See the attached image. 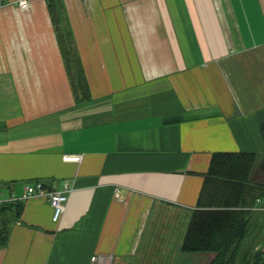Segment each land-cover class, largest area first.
<instances>
[{"label":"crops","instance_id":"crops-1","mask_svg":"<svg viewBox=\"0 0 264 264\" xmlns=\"http://www.w3.org/2000/svg\"><path fill=\"white\" fill-rule=\"evenodd\" d=\"M46 6L0 9V199L22 203L0 264H207L180 248L212 153H256L264 184V0H60L78 101ZM38 180L67 196L55 220L23 198Z\"/></svg>","mask_w":264,"mask_h":264},{"label":"trees","instance_id":"trees-1","mask_svg":"<svg viewBox=\"0 0 264 264\" xmlns=\"http://www.w3.org/2000/svg\"><path fill=\"white\" fill-rule=\"evenodd\" d=\"M68 81L76 101L89 97L86 79L71 41L60 24V0H45ZM264 138V122L260 124ZM258 155L214 152L181 243L187 253H212L207 264H264V248L245 244L252 207L264 197V184L252 178ZM21 202L0 206V247L8 241L9 226L20 217Z\"/></svg>","mask_w":264,"mask_h":264},{"label":"built area","instance_id":"built-area-1","mask_svg":"<svg viewBox=\"0 0 264 264\" xmlns=\"http://www.w3.org/2000/svg\"><path fill=\"white\" fill-rule=\"evenodd\" d=\"M117 196V192H115ZM29 196H37L40 198H44L48 201L49 205L52 208V217L53 219H57L64 209V204L66 202L67 196L64 192L54 190L46 186L41 180L34 182L31 185H26L23 198H27ZM20 202L19 197H16L14 194H11L8 200L4 201L0 199V206L5 203H17ZM252 209H255L252 207ZM91 260H96V257L91 256Z\"/></svg>","mask_w":264,"mask_h":264},{"label":"rangeland","instance_id":"rangeland-1","mask_svg":"<svg viewBox=\"0 0 264 264\" xmlns=\"http://www.w3.org/2000/svg\"><path fill=\"white\" fill-rule=\"evenodd\" d=\"M45 2V0H44ZM29 3V0H17L16 2L14 3H8V2H5V1H0V9H4V8H13L15 9L16 11L20 12V11H23L26 9L27 5ZM47 8V6H46ZM28 10V9H26ZM48 11V10H47ZM48 13V12H47ZM60 13L62 14V10H60ZM49 15V13H48ZM50 17V16H49ZM13 27H16L17 25H11ZM64 31H66V27H64V25H62L61 27Z\"/></svg>","mask_w":264,"mask_h":264}]
</instances>
